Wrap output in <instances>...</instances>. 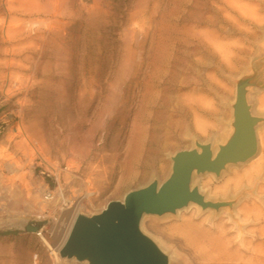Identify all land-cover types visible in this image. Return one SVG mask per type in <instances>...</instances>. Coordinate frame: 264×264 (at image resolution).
Returning <instances> with one entry per match:
<instances>
[{
  "label": "rangeland",
  "instance_id": "obj_1",
  "mask_svg": "<svg viewBox=\"0 0 264 264\" xmlns=\"http://www.w3.org/2000/svg\"><path fill=\"white\" fill-rule=\"evenodd\" d=\"M31 3L62 12L38 18L68 35L13 54L41 37L0 32V264H92L60 254L67 212L92 217L163 183L179 151L232 143L239 117L257 126L258 150L195 173L210 206L145 214L140 229L171 264H199L187 225H223L232 241L262 245L264 264V0H0V21L31 19ZM22 129L45 143L19 147ZM13 158L14 186L3 182Z\"/></svg>",
  "mask_w": 264,
  "mask_h": 264
},
{
  "label": "water",
  "instance_id": "obj_2",
  "mask_svg": "<svg viewBox=\"0 0 264 264\" xmlns=\"http://www.w3.org/2000/svg\"><path fill=\"white\" fill-rule=\"evenodd\" d=\"M244 134L222 146L210 160V148L181 150L174 157L172 176L158 186L157 182L145 188L129 192L124 201L112 200L100 214L87 217L79 214L73 229L61 247L63 257L92 258V264H168L166 257L155 243L142 233L141 219L144 213L161 214L175 211L189 201L203 207L206 203L197 189L189 188L193 167L200 171L220 172L228 162H241L250 157L256 148L254 128L249 122ZM239 127V128H240ZM39 224L30 223L27 231L37 232Z\"/></svg>",
  "mask_w": 264,
  "mask_h": 264
},
{
  "label": "bare ground",
  "instance_id": "obj_3",
  "mask_svg": "<svg viewBox=\"0 0 264 264\" xmlns=\"http://www.w3.org/2000/svg\"><path fill=\"white\" fill-rule=\"evenodd\" d=\"M12 8H13V5L9 2L8 9L12 10ZM22 10L25 13L29 14V16H31L32 18L29 20H25L21 23H12L10 21L7 22V20L3 18V20L0 21V32H3L4 30V34H5L4 36L7 41H11L15 38H19L21 40L20 37L22 36H25L26 38L34 37L35 40L36 38L39 39V37H41V39L40 41H34L29 44H25L26 46L19 45L18 47H11L10 51L13 54L20 53L21 51H27V52L32 51L33 53H41L42 43L44 41L48 39H51L52 42L55 41L56 39L65 40L66 36L68 35L67 34L68 26L66 23L58 24V20H56L60 15H62V12H57V10H51L50 8H48V5L45 6L40 3L38 4L31 3L28 5H25L23 6ZM34 14L37 15L35 18H34ZM40 14H48L50 16H55L56 19L54 20L50 18L46 20L40 19L38 18ZM46 34H47V37L45 39L44 35ZM247 130H249V127L246 126V123H245L241 125L239 129H237V132L235 131V134L239 136V134H244ZM254 133H255V138H256L255 152L250 157H248L245 161H248L249 159H251L258 150L257 126L256 128L254 127ZM19 135L21 136V140L17 143V145L21 148H24V147L27 148V146H29L30 143H33L34 140L38 142L37 144L39 146H42L45 143L43 139H34L32 135L28 134L27 131L23 129L19 131ZM220 148L221 147L217 148L216 150L210 149V153H211L210 160L211 161L215 158ZM197 151L201 153L202 149L197 150ZM13 160L15 161L8 167V169H9V172L14 171V174L11 176H3V182L14 186L17 183L16 178H17V172L19 171L18 169H16L17 171L15 170L14 164L16 165L19 162L15 158H13ZM245 161H241V162H245ZM228 163H226L225 166L228 165ZM173 167H174V158H173ZM224 167H222L221 170ZM196 172L212 173L208 171H200L197 168L193 167V171H192L190 183H189V188L191 191L195 189L194 176ZM161 184L162 183L159 181L158 186L160 187ZM31 192L32 191L29 189V193ZM91 193L92 192H88V195H90ZM203 199L206 202V198H203ZM195 203H198V202L189 201L185 206L181 208H177L175 212H179L180 210L185 209ZM108 204L106 205L104 209L107 208ZM77 210H78V206L72 210H69L67 212V216L72 215L75 212L74 215L68 220V222L66 220L63 221V223L60 224L57 230V234L59 235V238H61L62 240L61 246H59L58 248L59 250L65 244V242L67 241L73 229L75 221L79 215L77 214L78 212ZM145 214L147 213H144L143 216ZM220 227H219L220 232L218 231L219 234L214 235V234H211L210 232L211 227H209V229L207 230L205 229V225H202V224L201 226H196L193 223H189L187 225V228L185 231L186 233L185 241L193 247V249L197 253V258L202 260V262H200L199 264H262L260 263V260H263V259H262V256L259 255V253H262L263 251L261 247L262 245L256 246L255 240H251L248 244L245 242L243 237H240L239 242H236V241L234 242L228 238L225 232V227L223 225ZM38 234L42 237L43 243L49 246L52 249L53 253H55L56 250L54 247H52V244L47 239V237L42 235V232H39ZM231 243H233V245H231ZM236 245H238L239 247L237 249H234ZM243 246L245 248H241ZM243 252H250L249 260H246L244 258L245 257L244 255L242 256ZM93 262H94V259H93ZM167 263L171 264L169 261V257L167 258Z\"/></svg>",
  "mask_w": 264,
  "mask_h": 264
},
{
  "label": "trees",
  "instance_id": "obj_4",
  "mask_svg": "<svg viewBox=\"0 0 264 264\" xmlns=\"http://www.w3.org/2000/svg\"><path fill=\"white\" fill-rule=\"evenodd\" d=\"M6 233H8V234H9V233H15V232H6Z\"/></svg>",
  "mask_w": 264,
  "mask_h": 264
}]
</instances>
